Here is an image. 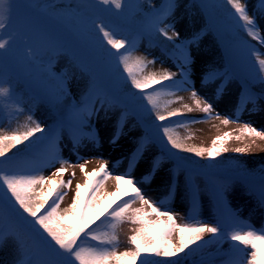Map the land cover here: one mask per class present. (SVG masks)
I'll return each instance as SVG.
<instances>
[{"label": "snow or ice", "instance_id": "snow-or-ice-1", "mask_svg": "<svg viewBox=\"0 0 264 264\" xmlns=\"http://www.w3.org/2000/svg\"><path fill=\"white\" fill-rule=\"evenodd\" d=\"M226 3L231 6L232 11L228 15L236 29L256 44L264 46V0H259V8L253 12L249 11L247 0H226ZM17 7L16 0H0V64L15 53L18 43H24L25 61L36 65L50 83L41 99L52 104L60 118L53 125L45 127L31 109L25 107L29 102L18 94L13 82L0 76V247L12 241L19 252L17 264H184L182 254L192 255L205 245L228 242L233 256L226 264H264V227L256 229L231 210H228L230 223L222 218L227 209L229 178H224L222 189L215 193L219 210L217 219L213 222L203 221L197 211L199 189L193 174L198 167L215 168L216 165H197L188 156L180 155L188 153L214 160L221 153L229 151L226 143L233 138L232 133L217 136L210 148H203L186 144L184 141L192 139V136L181 138L175 131V127L213 119L225 126L239 124V134L234 137L237 141L245 137L251 139V144L232 148L234 153H245L256 139L264 140V129L240 118L248 104L255 106L254 95L242 98L244 107L238 104L234 115L226 116L213 103V98L218 100L223 95L226 83L216 87L213 98L199 92L198 84L210 85L217 79H223L215 70H209L199 79H193L190 75L193 63L191 48L199 45L202 33L195 32L189 40L172 45L182 53L181 62L176 65L177 71L164 69L159 73L144 75L148 65L156 63L155 58L149 60L146 55L134 57L135 38H115L117 33L101 19L125 15L124 0H96L90 5L97 17L92 20V25L102 34L99 45L102 55L114 61V76L120 83L130 82V87L136 90L124 93V98L136 105V113L147 134L141 137L126 158L125 172L114 171L124 158L115 161L113 168H109L108 161L98 156L99 167L89 173L86 165L90 161L80 156L79 152L81 149H99L102 146L94 119L99 117L100 111L107 115L114 107L109 90L100 89L93 78L83 97L69 104L66 78L51 72V58L60 54L61 43L45 35L46 48L36 49L28 44L17 26ZM32 7L40 10L52 8L55 14L54 5L33 3ZM176 7V0H162L159 6L152 8L147 25L140 30V34L146 32L150 38L163 36L168 41L174 38L179 40L180 33L174 30L172 24L166 23L174 15ZM68 14L73 13L69 11ZM169 29H172L171 36L168 35ZM240 45L255 58L253 80L264 86V58H261L264 52L248 40H240ZM121 49L124 51L121 52ZM180 91H190L194 102V108L184 104L185 111L191 113L198 110L204 114L202 117L188 118L180 110L167 111V105L162 107L159 102L161 96L175 95ZM171 103L173 101H168V104ZM21 115L25 117L23 124L18 123L15 129L9 127L3 130L5 120L11 125L13 121L18 122ZM126 117V112L118 116L110 144H118ZM177 117L181 119H173ZM65 132L72 144L71 151L77 157L75 161L63 155V148L67 146L62 145ZM150 144L158 145L161 155L154 157L148 170L136 177L133 172ZM20 145L23 147H18ZM164 158L175 163L167 185V195L163 199H152L146 186L153 181ZM81 160L84 162L81 163ZM69 167H78L86 180L84 184H76L71 204L61 210V203L67 195L65 190L72 185L71 179L63 178ZM50 169L55 170L45 175V170ZM180 170L186 173L185 197L191 209L183 224L177 223L175 210L169 206L178 188ZM72 176L75 177L74 172ZM110 178L116 181V190L102 193L101 189ZM121 185H126L130 191L126 190L120 195ZM136 203L141 207L133 208ZM260 207L264 209V177ZM125 223L135 226L132 229L134 234L128 237L131 247L118 251L119 230ZM176 234L178 239L173 243ZM205 234H210L211 239L205 241ZM201 264L208 262L201 261Z\"/></svg>", "mask_w": 264, "mask_h": 264}, {"label": "rangeland", "instance_id": "rangeland-1", "mask_svg": "<svg viewBox=\"0 0 264 264\" xmlns=\"http://www.w3.org/2000/svg\"><path fill=\"white\" fill-rule=\"evenodd\" d=\"M78 1H81V3H78ZM17 2H19V0H16V3ZM161 2L162 0H142L138 6L137 2L132 4V6L128 9V13L137 9L151 11L154 6H159ZM186 2L187 0H176L177 7L174 15L168 21H166V23L172 24L174 26V30L180 33L179 40H176L175 38L173 39V41H176L177 43H183L184 41L189 40L195 32L202 33V39L200 40L199 45H194L191 48V56L193 60L190 68L191 77L193 79H199L200 77H203L209 70H215L216 72L220 73L223 71L226 72L231 66H246L245 68H240L238 70L244 79L250 82L253 91H255V93L243 92L240 86L230 79L226 82L223 95L217 100L213 98V92L216 87L222 83V79H217L210 85L198 84L199 92L208 95L210 98H213V103L215 106L219 109L222 115L226 116H233L238 104H240L241 107H244V105L241 104L242 95L244 93H246L247 96L249 94L254 95L256 99L255 106L248 104L246 106V110L241 112L240 118L243 121L250 122L257 128L264 129V86L252 78L254 69L256 67L254 63L255 58L249 55L247 50L242 46L239 47L237 51L231 53L230 59L226 58L224 49L219 46L215 36L203 29L202 16L195 13L194 10L187 9L185 7ZM53 3L60 4L58 8H74L77 16H79V13L81 14L83 12L90 15L87 4L83 0H54ZM247 4L250 12H253L255 9L259 8V0H247ZM16 18L18 29L20 33L27 39L28 44L36 49L46 48V46H43L41 42L43 38L41 31L48 30L44 29V25L36 23V16L29 11L22 9L18 5ZM168 35H172V29L168 30ZM248 39L250 44L256 45V47L260 49L261 52H264V46L256 44V42L252 41L250 38ZM86 45L87 46L83 50L77 51V55L81 60H87L88 56L86 53L93 54V45L95 46V44L90 39V36H88ZM137 46L138 49L135 51L136 55H146L147 59L152 60L155 58L156 60L155 64L148 65L145 70V74L152 72L159 73L164 69L177 71L176 65L181 62L182 59L181 50L178 49L176 54L166 53L160 49L158 50L145 45L142 39L138 41ZM24 48V43H18L16 51L19 50L20 52L24 53ZM261 58H264V55H262ZM6 59L8 62L11 60L10 57ZM246 60L248 62L247 65L244 63ZM51 67L55 72V76L66 78L71 100L79 101L86 90V77L82 73L83 70L78 67L75 62H71L70 57L64 54L62 51L59 55L51 58ZM6 72V67L0 66V76H3L6 80H11L13 85L18 90V94L24 97L25 101L29 102L25 105V107L30 108L35 118L41 121L45 127L53 125V117H55V112L52 113L48 107L38 108L35 102H33L32 99L30 100V96L32 95L34 97V94L25 90L22 83L18 79L20 77L15 73L6 74ZM222 77L223 79L225 78V76ZM178 78L179 76H177V79ZM180 97L183 98L182 101L179 100ZM174 99L175 101L172 103L169 109H172V107H177V109L184 112L188 118H200L204 115L198 110H194L191 113L185 111L183 107L184 104L194 108V102L191 99L190 91L177 92ZM51 107H53V105ZM43 109H45V113L43 112ZM122 112V109H110L107 115H105L104 111H100L99 117L94 119L95 128L99 131V135L103 143L99 149L89 148L80 150V156L85 157L90 161L86 165L87 172L91 173L94 169L99 167L96 160V157L98 156H102L108 161L109 168H113L115 161L124 158L123 162L114 168V171L117 173H123L127 170L126 158L135 149L137 142L141 139V137L144 136L145 131L135 119L132 117L130 118L127 115L123 134L121 135L118 144H110L109 140L115 131L117 118ZM24 120L25 117L23 115L19 117L18 122L13 121L11 125H9L7 120H5L3 124V130H8L9 127L15 129L18 126V123L23 124ZM239 127L240 125L237 123H230L229 125L225 126L219 120L213 119L202 123L187 125L178 133L184 138L188 135H191L192 139H187V143L192 146L197 145L204 148H210L213 139H215L217 136L223 135L224 133H232L233 138L226 143V146L229 148V151L226 154L242 157L245 160L247 167L250 170L247 171L243 169L241 172L246 174L252 173L254 178L253 187L261 192L262 177H264V140L256 139L255 144L250 148L249 151L245 153L232 152V148L244 147L245 145L252 143L251 139L247 137L243 138L241 141H237L234 138L235 135L239 134ZM62 145H67L63 148V155L66 158L75 161L77 157L71 151L72 144L68 139L67 132L63 134ZM159 155H161L159 146L156 144H150L144 153L143 159L139 162L136 169L134 170L133 175L140 177L142 173L148 170L153 158ZM80 162L83 163L84 161L81 160ZM56 167H59V165H56ZM174 167L175 164L173 161L167 158L163 159L161 167L157 171L153 181L150 185L146 186V191L152 199H163L167 195V185L170 181L171 170L174 169ZM54 170L55 169L45 170L44 174L50 175L51 171ZM73 172L75 173L74 178L72 176ZM185 175V171L180 170L178 188L175 197L169 205L175 210L176 221L178 224L185 223V217L191 210L185 197ZM63 178L65 180L71 179L72 185L69 189L65 190L67 195L61 203V210L67 208L71 204L75 194L76 184H84L86 180L84 173H82L78 167H69ZM53 179H55V177H53ZM195 184L199 189L197 209L199 218L206 222L215 221L219 215V210L215 202L216 197L213 196V191L211 190L209 184H206L204 188H202V191L204 192V194H202L199 183L195 181ZM222 184L223 181L218 182L214 190L215 193L222 189ZM120 187L121 192L128 190L126 185H121ZM115 190L116 181L110 178L105 182L101 192L106 193ZM226 197V203H228L232 212L237 213L244 221L251 223V225H253L256 229L264 227V209L260 207V196L259 198L256 195L251 196L248 190L245 189V185L243 183L230 180L226 189ZM139 207H141L139 203L133 205V208ZM148 211H150V209ZM222 218L225 222H227L224 216ZM153 219H155V217H153ZM134 227L135 226L129 223H125L121 226L119 230L120 245L118 251H125L131 247L128 242V237L134 234L132 231ZM204 237H206L207 240L209 238L211 239L210 234H205ZM177 239L178 234L173 237V243H175ZM205 251L210 254L211 252L214 254L224 253L222 257L223 260L216 261V264H226L229 258L233 256V254L230 253L228 242L208 245ZM18 255L19 252L17 248L15 249L14 243L10 240L7 241L3 247H0V264H3L6 260L11 262L15 260Z\"/></svg>", "mask_w": 264, "mask_h": 264}, {"label": "trees", "instance_id": "trees-1", "mask_svg": "<svg viewBox=\"0 0 264 264\" xmlns=\"http://www.w3.org/2000/svg\"><path fill=\"white\" fill-rule=\"evenodd\" d=\"M205 2L212 4V6L214 8V12H215L216 17H218L220 19L226 18V16L228 15L229 11H232L231 10V6L226 3V0H205ZM78 3H81V1H78ZM186 7L187 8H190V7L191 8H194L193 3L190 0H188V2L186 3ZM48 10L52 14H54L52 8H50ZM69 11H71L73 14L69 15L68 14ZM124 11H125V13H127L126 10H124ZM146 12L147 11L140 9L139 10V13H136V15H132V17H130L129 19H127V21H126V18L127 17L125 15H123V16H125L124 17V21H121L120 20V16L119 17H117V16H109L108 18L111 19L112 21H118L119 23H124V25L126 24V26H136V25H138L141 22L140 20L146 15ZM195 12L196 13H199V11L197 9H196ZM55 14L59 18L64 19L65 22H71V21H75L77 19V13H75L74 8H67V7L55 8ZM110 28L113 29L112 26H110ZM114 29H115V32L117 33V35H116L115 38L119 39V38H123L124 37V33L123 32H120V30L117 29V28H114ZM89 36H90V39L95 44V50H94V52L98 56H103L102 55V52H101V49L99 47L100 42L102 41V35L100 33H97L96 29H93V30H90L89 31ZM154 39H155L156 42H158L157 45L158 46H161L163 48V50H168L173 45L172 43H170V41L166 40L165 38H162L161 36H156ZM103 43H104L105 46H107L106 41H103ZM158 46H155V48H158ZM107 47L110 48V46H107ZM150 47H152V46H150ZM152 48H154V47H152ZM133 56L134 57H139L138 55L136 56V54H133ZM121 71H122V68H121ZM86 75L88 77L87 80H86V84L87 85L90 84V81L93 78H95V81H96V77H95V74L93 72L88 71V72H86ZM144 75H147V74H145V71H144ZM120 87H121L120 88V93L122 95H124V93H126L128 91L133 92L135 90V89H132L130 87V82L127 83V84H121ZM172 97H173V95L171 97L167 96V97H161L159 99V102L162 104V107L164 105H167V111H171V110L177 109V107H172V109H169V107L172 105V103L171 104H168V101H173L174 102V99ZM33 102H35V104H36V106L38 108H42V107L43 108H47L45 106V103L43 101L42 102H39V101H35L34 100ZM67 102L69 104L72 102L70 100V97L69 96L67 97ZM54 110L57 111L55 107H54ZM43 111L46 112L45 109H43ZM176 133L181 138H184L177 131H176ZM184 142L186 144H188L187 143V140H185ZM188 145H190V144H188ZM18 147L22 148L23 145H20ZM195 147H202V146H197L196 145ZM13 151H16V149H13ZM9 155H11V153H9ZM180 155H182V156H188L191 160L196 161V164L197 165H206L207 164L204 161V160H206L205 159L206 157H204V158H198V157H195L193 154H188V153H180ZM213 164L216 165V167H215L216 169H221V170L228 171V172H230V171L237 172V171H240L241 169H245L247 171L250 170L247 167V164H246L245 160L242 157H238V156L231 155V154L228 155L226 153H221V155H219L218 157H216L214 159V163ZM46 190H47V187H45V191ZM120 195H123V192ZM113 199H115V197ZM204 240L207 241L205 238H204ZM15 249H16V246H15ZM202 251H203V249H201L200 251H198V252H196V253H194L192 255H183L182 254V259L184 261V264H195L196 262H198L199 259H201L204 255H206V253L205 252L202 253ZM18 259H19V255H18V257L15 260H13L11 262H9L8 260H6L3 264H17Z\"/></svg>", "mask_w": 264, "mask_h": 264}]
</instances>
